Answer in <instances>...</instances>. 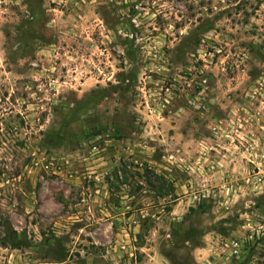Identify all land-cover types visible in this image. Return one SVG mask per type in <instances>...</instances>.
Instances as JSON below:
<instances>
[{
    "label": "rangeland",
    "instance_id": "374dc122",
    "mask_svg": "<svg viewBox=\"0 0 264 264\" xmlns=\"http://www.w3.org/2000/svg\"><path fill=\"white\" fill-rule=\"evenodd\" d=\"M260 126L264 0H0V264H264Z\"/></svg>",
    "mask_w": 264,
    "mask_h": 264
},
{
    "label": "built area",
    "instance_id": "2783aa9c",
    "mask_svg": "<svg viewBox=\"0 0 264 264\" xmlns=\"http://www.w3.org/2000/svg\"><path fill=\"white\" fill-rule=\"evenodd\" d=\"M260 85H262V84H260ZM91 152L94 154H98L99 153L98 147L96 145H92L91 146ZM56 164H57V162L55 161V159L52 158L43 165V168L48 169V170L53 169V170L59 171V170H57L59 168L56 167ZM252 182L255 183L257 186H261L264 183L262 175L259 172H256L252 176ZM208 196H209V192L207 191L206 193H204V192H202L200 194L195 193L192 198L194 201H198L200 198H206ZM136 222L137 221L135 219H133L130 221L129 224L133 225V224H136ZM223 247L228 249L229 256L235 257V256H237V254L240 253L241 242L233 240V241H230L228 243L227 242L224 243ZM122 248L124 249L125 247L122 246Z\"/></svg>",
    "mask_w": 264,
    "mask_h": 264
},
{
    "label": "crops",
    "instance_id": "0c3cea01",
    "mask_svg": "<svg viewBox=\"0 0 264 264\" xmlns=\"http://www.w3.org/2000/svg\"><path fill=\"white\" fill-rule=\"evenodd\" d=\"M262 94V93H261ZM128 150H130V152L133 151V148H128ZM204 155H207V153H203ZM201 156L199 155L198 156V161L195 163L196 165H199V163L201 162L199 160ZM171 158H173V156H171ZM176 159L173 160V161H167L165 163H159L158 166L159 168H161L163 171H162V175L165 177V178H170L171 181H175V179H177V181H175L176 183H174V186H177V185H180V188L184 187L185 188V191H183V193H187L189 190L184 186L185 184L183 183V185L181 183H179L178 181V178L176 176H174L172 173H171V169L173 168L174 169V166L173 163H175ZM177 164V163H176ZM211 167V166H210ZM208 179V178H207ZM207 179H203L202 183H205L204 185L207 184ZM168 195H164L163 198H167ZM188 198V197H187Z\"/></svg>",
    "mask_w": 264,
    "mask_h": 264
},
{
    "label": "flooded vegetation",
    "instance_id": "af4514ba",
    "mask_svg": "<svg viewBox=\"0 0 264 264\" xmlns=\"http://www.w3.org/2000/svg\"><path fill=\"white\" fill-rule=\"evenodd\" d=\"M73 71L75 72V70H73ZM261 86H263V85H261ZM260 89H261V91L263 92V88H260ZM260 129L262 130V129H264V127L260 126ZM213 136H214V135H213ZM244 148H245V150H248L247 147L244 146Z\"/></svg>",
    "mask_w": 264,
    "mask_h": 264
}]
</instances>
